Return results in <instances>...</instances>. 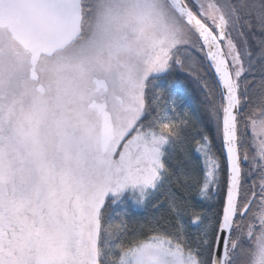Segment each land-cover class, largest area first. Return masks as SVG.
<instances>
[{
    "label": "snow or ice",
    "instance_id": "1",
    "mask_svg": "<svg viewBox=\"0 0 264 264\" xmlns=\"http://www.w3.org/2000/svg\"><path fill=\"white\" fill-rule=\"evenodd\" d=\"M0 264H264V0H0Z\"/></svg>",
    "mask_w": 264,
    "mask_h": 264
},
{
    "label": "trees",
    "instance_id": "2",
    "mask_svg": "<svg viewBox=\"0 0 264 264\" xmlns=\"http://www.w3.org/2000/svg\"><path fill=\"white\" fill-rule=\"evenodd\" d=\"M255 36L258 38L259 37V33H255ZM250 42H252L253 38L250 36L249 37ZM203 64V62H202ZM192 69H197L196 72H193ZM209 70L206 68V66H197L195 64L192 65V67L190 68L188 65H186L183 69H176L173 71V76L170 79L169 83L172 86L178 85L180 84L181 86L184 87V89L186 90L187 94L190 96L191 99H193V101L196 104L197 107V111L198 114L200 116H204V103H203V90L201 88V80L199 79V75H202L204 72H208ZM190 72H192V74H189ZM211 75L208 76V79H211ZM207 131V134L213 138V144L216 146V149L218 151L221 150V141L219 139V137L216 135V132L214 130V128L209 125V124H204L203 125ZM191 134V132H190ZM223 157H221V160L223 162ZM222 187L221 186V195H223V191H222ZM213 203V201H205V204L207 205V209L212 211L211 208V204ZM147 209V208H146ZM145 212V210H144ZM147 213V212H146ZM162 215L163 216H167V213L162 211ZM151 219V216L147 215L146 219H144L145 222H147L146 220Z\"/></svg>",
    "mask_w": 264,
    "mask_h": 264
},
{
    "label": "rangeland",
    "instance_id": "3",
    "mask_svg": "<svg viewBox=\"0 0 264 264\" xmlns=\"http://www.w3.org/2000/svg\"><path fill=\"white\" fill-rule=\"evenodd\" d=\"M184 93L186 94L187 92H184ZM186 96L188 97V99L190 101L191 107L194 108L196 110V114L199 115L198 114V111H197L196 104L193 101V99H191L188 94H186ZM203 206H204L205 210L208 211L209 214H211V211L207 209V205L205 204V201H203ZM144 210H145V212H144ZM162 211L161 212H157L154 208H152L151 206H149V207H147V209H140L139 210L138 218L142 222H145L144 219H146V216L149 215V216H151V219H148L146 221L154 220L156 217H159V216H161L163 214Z\"/></svg>",
    "mask_w": 264,
    "mask_h": 264
},
{
    "label": "flooded vegetation",
    "instance_id": "4",
    "mask_svg": "<svg viewBox=\"0 0 264 264\" xmlns=\"http://www.w3.org/2000/svg\"><path fill=\"white\" fill-rule=\"evenodd\" d=\"M172 76H173V73L170 76L166 77V79L168 80V82L170 81V79L172 78Z\"/></svg>",
    "mask_w": 264,
    "mask_h": 264
}]
</instances>
